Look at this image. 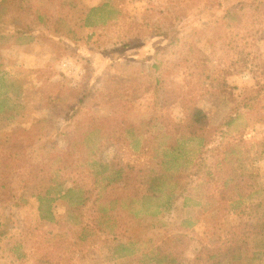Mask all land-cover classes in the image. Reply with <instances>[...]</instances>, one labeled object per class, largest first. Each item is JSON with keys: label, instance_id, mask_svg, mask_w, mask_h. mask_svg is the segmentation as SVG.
Wrapping results in <instances>:
<instances>
[{"label": "rangeland", "instance_id": "obj_1", "mask_svg": "<svg viewBox=\"0 0 264 264\" xmlns=\"http://www.w3.org/2000/svg\"><path fill=\"white\" fill-rule=\"evenodd\" d=\"M0 105V264H137L111 258L110 245L128 241L156 251L147 264L166 253L171 258L162 264H196L212 239L227 247L240 220L255 221L250 210L241 218L240 211L264 204V158L251 156L248 185L262 191L248 199L223 189L220 173L224 152L240 140L237 125L246 126L244 148L264 141V0H0ZM192 108L205 113L210 128L238 120L207 148L174 146L182 158L167 173L182 177V189L158 215L101 216L90 202L77 213L58 207L56 224L38 220L48 161L67 154L68 141L76 158L88 154L115 165L111 170L152 169L161 177L155 149L177 143L174 125ZM137 113L155 121L135 149L113 130L126 121L138 129ZM85 129L94 134L82 145ZM64 179L70 185L75 177ZM120 179L119 187L134 189L133 178L122 172ZM182 191L202 202L220 198L230 210L213 211L206 222L198 210L182 208ZM98 216L106 224L98 225ZM195 219L197 236L182 228Z\"/></svg>", "mask_w": 264, "mask_h": 264}, {"label": "trees", "instance_id": "obj_2", "mask_svg": "<svg viewBox=\"0 0 264 264\" xmlns=\"http://www.w3.org/2000/svg\"><path fill=\"white\" fill-rule=\"evenodd\" d=\"M244 106L247 107V105ZM1 110L2 107L0 105ZM137 116L139 119L138 129L135 130L137 126L134 122L127 123L126 121V127H121L118 124L116 129L113 130L114 133H117L121 129L119 131L120 140H128L135 149L138 148L140 140L143 142L145 129L151 127L155 121L154 117H149L142 113H137ZM126 120H128L127 114ZM144 120H147V122L144 123ZM237 120L238 118L236 119V117H227V121L220 123L218 127L210 128L208 127V118L201 109L192 108L190 111L185 110L181 125H174L175 130L179 131V140L175 141L177 143L164 149H161L159 145L155 149L154 158L159 160L156 167L164 173L161 176L162 178L152 176V169L143 172H134L130 169L126 173L125 168L122 170L120 166L117 170H111L110 167H115V165L99 163L90 158L88 154L76 158L73 156V148L76 144L73 141H68L67 148L69 152L67 154L53 153L48 161V170L46 172L47 187L42 195L36 197L37 218L41 222L53 225L58 222L55 213V209L58 207H62L66 213H77L90 202H94L93 208L96 210V214L101 216L119 210L133 218L142 216L154 217L166 206L169 197L172 194H177L175 192H179L182 189L178 186L182 177L179 174L168 176L167 173L182 158V155L173 153L174 146L179 143L182 146L183 142H187L197 149L207 148L213 143V137L221 127H225L226 131H229L231 124ZM245 128L246 126L244 125H237L232 130L234 135H241L240 140L232 142L230 148L224 152V157L220 162V173L221 176L224 175L222 188L235 194V197L239 200L248 199L253 194L262 191L261 187L255 190L256 187L249 186L248 182L254 179L253 173L249 172V166L253 164L251 156L257 155L259 159L264 158V141H255L250 147L244 148L241 143L245 141L243 137ZM90 133H93L91 129L82 131L79 138L82 145L88 144L89 139H92L89 136ZM122 135L124 136L123 139H121ZM107 136L108 134L104 133L101 142ZM122 172L134 179L136 184L134 189L126 191L124 187L118 186ZM66 175L75 177L70 185L64 179ZM86 180H89V183ZM183 189L186 190L185 187ZM180 194L177 197L181 199L182 208L187 209L189 212L198 210L197 213L204 216L206 222L213 211H220V208L227 210V212L230 210V205L222 206L219 204L220 198L216 199L211 196L202 202L201 200L193 199L189 195H183V191ZM220 197L223 198L224 194H221ZM162 199H166V202H163ZM249 210L255 218L253 223L250 224L240 220L235 227L237 230L228 234L229 246H224L220 242V237H216L198 250L194 263L264 264V204L263 202L251 203L244 211H240V218ZM101 216H98L95 222L103 226L106 223L101 221ZM185 222L182 228L193 232L197 236V233L193 230L198 223L200 224L199 220L195 219L193 223H189V220ZM100 230L111 232L112 227H100ZM233 242H238L237 247H233ZM142 246L143 243L138 241L115 242L109 247V249H112L111 258L126 259L127 262H135L137 264L155 262L156 256L154 254L156 251L145 252L144 249H141ZM158 249H161V247ZM161 258L163 259L157 261V264H162L168 258H171V253H166ZM172 263L170 262L169 264Z\"/></svg>", "mask_w": 264, "mask_h": 264}, {"label": "bare ground", "instance_id": "obj_3", "mask_svg": "<svg viewBox=\"0 0 264 264\" xmlns=\"http://www.w3.org/2000/svg\"><path fill=\"white\" fill-rule=\"evenodd\" d=\"M229 95H230L229 97L231 98V100L238 102L239 96L236 93L231 91Z\"/></svg>", "mask_w": 264, "mask_h": 264}]
</instances>
